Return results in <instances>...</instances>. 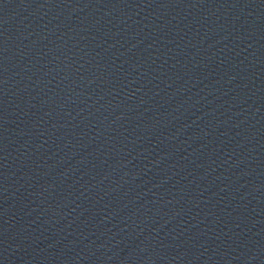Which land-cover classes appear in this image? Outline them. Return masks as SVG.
I'll list each match as a JSON object with an SVG mask.
<instances>
[{
    "label": "water",
    "instance_id": "obj_1",
    "mask_svg": "<svg viewBox=\"0 0 264 264\" xmlns=\"http://www.w3.org/2000/svg\"><path fill=\"white\" fill-rule=\"evenodd\" d=\"M0 264H264V0H0Z\"/></svg>",
    "mask_w": 264,
    "mask_h": 264
}]
</instances>
